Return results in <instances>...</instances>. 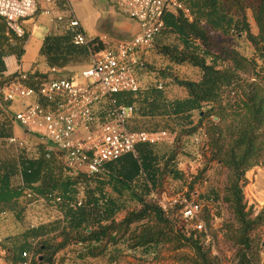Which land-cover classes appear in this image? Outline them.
I'll use <instances>...</instances> for the list:
<instances>
[{
  "label": "trees",
  "instance_id": "1",
  "mask_svg": "<svg viewBox=\"0 0 264 264\" xmlns=\"http://www.w3.org/2000/svg\"><path fill=\"white\" fill-rule=\"evenodd\" d=\"M180 2L188 12H165L163 28L156 36L162 34L158 39L161 45L155 44V49L173 64L199 70L196 78L169 71L186 96L167 100L157 88L149 92V99L139 88L115 94L118 103L134 105L141 115L169 118L166 127L171 141L140 143L136 157L123 154L95 174L71 171L54 155L46 158L26 150L0 155V215L11 212L18 217L32 202L24 196L20 180L39 194H59L62 201L57 205L63 212L62 219L4 237L0 245L6 251L5 264H21L25 259L33 264H54L58 254L70 246L78 247L80 258L122 247L157 257L166 244L171 250L188 248L192 254L184 258L191 264H222L210 253L213 247L206 231V224L215 218L218 199L231 212L230 221L223 225L224 238L236 248L231 264H258L259 247L251 235L262 223L263 213L252 216L242 187L246 172L264 160V0ZM10 35L11 30L0 18V48ZM14 40L10 47L0 49V83L11 78L2 75V56L8 52L20 56L26 34ZM102 47L96 36L84 45H75L69 33L48 34L43 37L40 54L48 66L63 68L85 62ZM33 75L45 78L37 72ZM159 75L165 77L161 72ZM212 115L218 121L208 118ZM11 134V119L0 110V137ZM193 134L204 137L203 149L226 170L220 197L213 190L211 195L198 194L202 229L192 222L185 227L189 221L181 217L179 204L164 209L159 203L167 178L177 180L182 190L187 185L186 194L201 182L206 163L189 177L178 166L184 141ZM120 211L123 216L116 219ZM59 261L64 262L63 256Z\"/></svg>",
  "mask_w": 264,
  "mask_h": 264
},
{
  "label": "built area",
  "instance_id": "2",
  "mask_svg": "<svg viewBox=\"0 0 264 264\" xmlns=\"http://www.w3.org/2000/svg\"><path fill=\"white\" fill-rule=\"evenodd\" d=\"M55 1L44 0L47 4ZM108 1L136 21L138 30L129 38L116 40L113 48H104L94 56L90 65L80 71V82H74L70 74L51 66L49 72L53 77L41 78L33 72L17 69L8 81L0 83V110L9 115L12 127L18 124L36 139L29 144L23 134L12 132L0 137V144L5 142L16 153L26 150L37 154L40 149L43 156L54 155L71 171L95 174L104 171L107 162L123 154L131 153L136 157V146L140 143L166 139L168 133L164 129H128L126 121L134 115L136 107L118 103L115 94L138 90L134 69L144 65L139 55L153 46L155 36L163 28L165 12L184 7L180 0ZM39 10L40 0H0V18L17 36L24 34L21 21L34 17ZM41 11L50 15L55 34L69 33L75 45L87 42L80 21L73 13L53 15L49 7ZM26 99L31 101L23 103ZM14 101H22L23 108L12 110L10 105ZM20 183L24 196L33 203L53 205L62 201L57 193L39 194L24 186L23 181ZM198 194L197 189L189 194L181 191L168 201L159 198V203L164 209L167 205L179 204L181 217L202 229ZM76 203L79 205L80 201ZM21 264L33 263L25 259Z\"/></svg>",
  "mask_w": 264,
  "mask_h": 264
},
{
  "label": "rangeland",
  "instance_id": "3",
  "mask_svg": "<svg viewBox=\"0 0 264 264\" xmlns=\"http://www.w3.org/2000/svg\"><path fill=\"white\" fill-rule=\"evenodd\" d=\"M43 1V0H42ZM72 11L80 19L82 28L85 30L89 37L95 35L103 44L102 48H110L113 45V40L122 39L118 37L117 34L111 27L113 20L120 21L121 19H130L129 17L123 15L114 4L109 3V6H106L102 0H69ZM105 1V0H104ZM69 9V8H68ZM67 13V8L63 7V10H52V14L57 13ZM65 14V13H64ZM50 15L44 14L42 11L35 18L33 23L30 25V30L28 31L27 39L24 44V53L23 61L25 67L31 66V64L38 59H41L39 48L41 45V40L50 31ZM158 35V34H157ZM156 35V36H157ZM155 36V37H156ZM163 37L162 34L156 37L153 41V46L147 50L145 54L141 57L142 62L144 63V76L153 80L155 75H159L160 72L165 75L167 78L173 72L171 67L168 68L169 60L161 56L156 52L155 44L161 45L158 41L159 38ZM102 38L103 41L100 40ZM169 42V40H165ZM89 57L85 62L69 65L65 68V73L72 76L74 82L82 81L80 77V71L89 66L88 64ZM88 64V65H87ZM176 72L181 77L187 78H196L199 74V70L191 65H181L175 66ZM135 74V73H134ZM169 76V77H170ZM169 81V80H168ZM179 95V94H177ZM31 99H26L23 103L30 102ZM23 103L14 101L11 103L10 108L12 110H21L23 108ZM215 115L209 116V119L218 121V118H214ZM17 133L23 134L29 144H33L36 139L34 136L26 133V131L18 124H16ZM169 140L167 136L166 139L162 140L165 143ZM204 137L199 134H193L184 141V151L180 154V160H178L179 166L184 169L188 177L194 175L198 172L202 166L206 163V170L202 172L200 176L201 182H197L194 188L191 190L197 189L200 195L210 194L209 191H216L220 197L223 191L224 181L226 170L221 166L217 161L210 159V153L208 150L203 149ZM15 150L12 146L7 145L5 142L0 144V155L11 156L15 155ZM40 153V149L38 150ZM191 178H189L190 180ZM16 181H19L17 178ZM206 181V183H204ZM256 182V185H251L253 182ZM167 189L169 186L173 187L174 194L181 192L179 184H174L173 181L168 180ZM256 187V188H254ZM184 189H189L188 186ZM182 191H186V190ZM244 201L246 208H250L252 216L258 212L263 213L262 223L256 228L252 233V238L255 244H258L259 247V259L258 264H264V160L261 161L258 165L253 166L246 172V182L242 187ZM168 191V190H166ZM218 197V198H219ZM164 199L165 201H168ZM199 200V199H198ZM202 203V200H199ZM30 203V202H29ZM24 206L23 213L18 217H15L11 212L6 213L5 217L8 219L7 233L18 232L27 227H36L39 224L47 223L53 219H62L63 212L59 209L57 204H45L40 202L31 203L30 205ZM27 204V203H26ZM215 218L209 221V224H206V231L209 235V242L211 243V255H215L219 258L220 262L231 264L234 255L235 247L231 242L227 241L223 235V225L225 221H230L231 212L225 203L221 202L220 199L217 200L214 204ZM212 211V210H211ZM123 211H120L116 215V219H120L123 216ZM179 215H177L178 217ZM180 225L184 226V222L180 217L177 218ZM191 225V221L188 222L187 226ZM110 247V246H109ZM108 247V248H109ZM70 256L65 259L64 264H191L188 257L192 253L188 248H180L177 250H171L170 246L166 244L158 253V256L153 257L152 254H144L139 250L133 251L128 250L126 247L120 249L108 250L107 253L93 257V256H84L80 258L77 255L78 247L70 248Z\"/></svg>",
  "mask_w": 264,
  "mask_h": 264
},
{
  "label": "crops",
  "instance_id": "4",
  "mask_svg": "<svg viewBox=\"0 0 264 264\" xmlns=\"http://www.w3.org/2000/svg\"><path fill=\"white\" fill-rule=\"evenodd\" d=\"M102 1H103V3L106 4V6H109L108 4L110 2L108 0H105V1L102 0ZM45 7H49L51 9V12L53 9L58 11L61 9L63 10V7H66L67 13L63 12V14L65 13L64 15H68L70 13H73L75 15V13L72 11L70 1H69V4H66V0H57L55 2L47 4L44 2V0L43 1L40 0L39 12L34 17L21 21V25L24 29V34H26V39H27L28 31L30 30L31 23H33V21L38 16L40 11ZM57 14H62V13H57ZM249 20H250V23L253 26V30H254V24H253L252 17H250ZM79 21H80V19H79ZM80 26H81V29H82V31L85 34L87 39H90V38L96 36V33H95V35L89 37L87 35V33L85 32V30L82 28L81 23H80ZM111 27L114 30V32L117 34V36L121 37L122 39H126V38L131 37L139 28L138 23L132 19H121L120 21L113 20V22L111 23ZM54 29H55V25L50 26V31H48L46 35H48V34L58 35V34H55ZM11 33H12V35H10L8 40L1 44L0 49H5L6 47H10V45H12L14 42H16V40H14V39L21 37V36H17L12 30H11ZM59 35H62V34H59ZM42 40H41V44H42ZM100 40L103 41L102 38H100ZM115 41L116 40H113V45H111L110 48H113L115 46ZM25 42H26V40L24 41V44H25ZM24 44L22 45V52H21L20 56H17L14 52H8L2 56L1 60L3 62V66H4V70L2 71L3 77H11L16 72L17 69H21L23 71H28V72H33V73L37 72L39 74H44L45 78L53 77V75H51V73L49 72V67H51V66L47 65V63L45 61V57L42 54H40L41 59H38L37 61L33 62L31 64L30 68L25 67V65L23 64L24 63V61H23ZM40 47H41V45H40ZM101 51L102 50H100L96 53H91L89 55L88 64H90L92 58L94 56H97V54H99ZM39 53H40V48H39ZM144 53L146 54L147 51H145ZM139 56L142 57L143 53H141ZM181 65H183V64H175V63L173 64L169 61L168 65H166V66H168V68L171 67V72H173L172 74L179 76L178 73L176 72V70H174V69H175V66H181ZM67 67L68 66H65V67L60 68V69L62 70L63 73H65V71H66L65 68H67ZM144 68L145 67H143V66L142 67L137 66L134 69V73H135L134 75L136 77L140 92L144 96H146L147 99H149V92L151 90H154L155 88L162 91L163 96L167 100L183 99L186 96V92H185L184 88L179 86L177 83H175L171 76L170 77L168 76L166 78V77H161L160 75H155V79L151 80L148 77L149 75H147L146 77L144 76ZM177 94H179V95H177ZM168 122H170V119L163 117V116L141 115V114L135 112L134 115L126 121V127L130 130H140V129L159 130V129H164L167 131L166 125ZM12 132L17 133V127L16 126L12 127ZM170 141H171V139L169 138V140L166 142H170ZM129 154H131V153H129ZM178 160H180V155L178 156ZM110 162H112V161H110ZM110 162H107L105 164L104 169L107 168V164H109ZM179 165L180 164L178 163V166ZM179 168H181V167L179 166ZM181 169H183V168H181ZM168 180L173 181L175 185L179 184V182L177 180H175L171 177L167 178L166 181L164 182L163 191L159 195V197L161 199H167L168 197L170 198L174 194V191H172L173 187L169 186V188L167 189V184H169ZM251 185H256V182L254 181L253 184H251ZM254 188H256V187H254ZM166 190H168V191H166ZM31 203H33V202H30L29 205ZM7 227H8V219L6 217H4L3 215H0V241L6 236H11V235L16 234V232L7 233V231H6ZM71 247H73V246H70V247L64 249L63 251H61L58 254L59 257L63 256L64 262L69 260V259H65V258H68V256H70V250H71L70 248ZM5 252H6L5 249L2 248V246L0 245V264H5L7 262V259L5 258ZM59 257L57 258V261L54 264H64V262L59 261Z\"/></svg>",
  "mask_w": 264,
  "mask_h": 264
},
{
  "label": "water",
  "instance_id": "5",
  "mask_svg": "<svg viewBox=\"0 0 264 264\" xmlns=\"http://www.w3.org/2000/svg\"><path fill=\"white\" fill-rule=\"evenodd\" d=\"M214 118H216L217 119V117L216 116H214ZM87 231H89V229H87ZM39 259H41V257H38Z\"/></svg>",
  "mask_w": 264,
  "mask_h": 264
}]
</instances>
